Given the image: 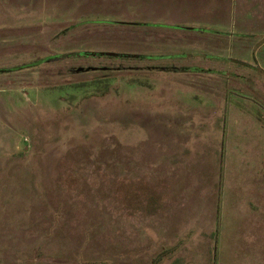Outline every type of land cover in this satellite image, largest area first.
Segmentation results:
<instances>
[{
	"label": "rangeland",
	"instance_id": "1",
	"mask_svg": "<svg viewBox=\"0 0 264 264\" xmlns=\"http://www.w3.org/2000/svg\"><path fill=\"white\" fill-rule=\"evenodd\" d=\"M0 264H264V0H0Z\"/></svg>",
	"mask_w": 264,
	"mask_h": 264
}]
</instances>
